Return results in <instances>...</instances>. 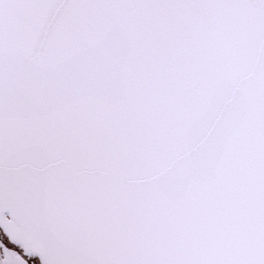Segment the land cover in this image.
<instances>
[{
  "label": "snow or ice",
  "instance_id": "6c2138e0",
  "mask_svg": "<svg viewBox=\"0 0 264 264\" xmlns=\"http://www.w3.org/2000/svg\"><path fill=\"white\" fill-rule=\"evenodd\" d=\"M0 264H264V0H0Z\"/></svg>",
  "mask_w": 264,
  "mask_h": 264
}]
</instances>
